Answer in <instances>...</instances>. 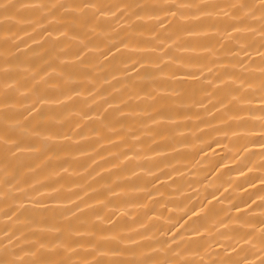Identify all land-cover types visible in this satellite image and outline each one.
I'll use <instances>...</instances> for the list:
<instances>
[{
  "label": "bare ground",
  "instance_id": "6f19581e",
  "mask_svg": "<svg viewBox=\"0 0 264 264\" xmlns=\"http://www.w3.org/2000/svg\"><path fill=\"white\" fill-rule=\"evenodd\" d=\"M0 264H264V0H0Z\"/></svg>",
  "mask_w": 264,
  "mask_h": 264
}]
</instances>
